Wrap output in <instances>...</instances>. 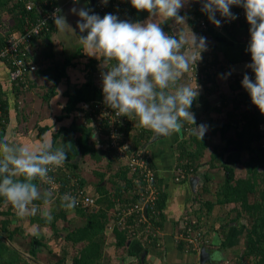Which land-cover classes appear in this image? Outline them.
Segmentation results:
<instances>
[{
	"label": "crops",
	"instance_id": "obj_1",
	"mask_svg": "<svg viewBox=\"0 0 264 264\" xmlns=\"http://www.w3.org/2000/svg\"><path fill=\"white\" fill-rule=\"evenodd\" d=\"M56 1L59 3L65 2V0ZM128 3L132 11L131 15L133 14L129 22L143 24L149 19V13H145L143 10L137 11L132 7L130 0ZM195 4L194 0H190L189 4L180 10V15L186 16L185 24L169 20L168 28L171 35L179 36L183 33L185 37L190 38V30L197 37L206 38L207 50L201 53L202 59L197 61L196 64L201 63V65H204L214 59L215 56L222 62L228 63V67L233 63L246 61L244 56L250 55L246 51L250 39L247 36L248 34L244 33L240 38H233L229 30L224 29L222 26L217 27L211 21H209L210 29L203 31L202 27L197 23L200 19H197L192 13ZM7 6L0 7V34L4 33L3 28L6 26L13 27L11 32L21 30V28L15 27V14ZM63 6L67 7L62 9ZM63 6L60 8L58 15L64 17L68 26L60 30L52 22L49 25V29L43 32L28 47V58L36 64V70L28 73V83L25 87L15 89L8 77L9 65L0 60V97L7 101L5 105L6 114H4L3 110L4 121L0 140H7L10 143L21 145H35L43 140H50L55 147H63L68 160L74 161L76 164L77 168L75 167L72 171L78 175L80 174V176L81 173L84 174V186L87 192L96 197V204L88 206L86 209L96 210L100 208L110 214L115 205L109 209L105 203L104 205L98 202L100 198L102 202L103 197H105V193L100 187L106 184L105 179L101 180L99 172L106 169V172L109 173L108 160L105 155H102L99 160L95 161L91 153L86 152L83 154L77 143V137L83 135L89 137V140H96L94 143L96 149H103L101 144L105 135L103 127L95 117L89 115V118H86L85 116L89 109L97 105L96 103L104 104L103 93L97 89L95 75L103 64L102 58L97 59L84 52L80 43V37L83 35L77 27V21L81 19L77 12L82 8L87 9L90 3L89 0H77L66 2ZM233 6L243 9L240 6ZM152 19L156 18L152 17ZM2 22L5 23L4 26ZM188 50L189 48L186 46L185 51ZM93 62H95V68H91ZM213 72L215 73L213 79L206 83L192 78L189 72L185 73L183 78L178 81V84L191 85L194 84L195 80L200 86L199 95L189 109L195 116L196 125H207L205 135L209 138L207 139L209 143L205 148L204 155L201 156L199 168L195 173L189 174L183 181L174 180L172 173L177 163L181 161L180 159L178 160V153L173 147L174 143L180 139L179 132L163 136L155 142L146 145L155 165L158 185L167 193L163 208L165 215L164 225L161 228H157L158 236L155 245H149L145 240L133 235L126 240V247L116 246L112 229L105 227L106 237L103 250L105 258L108 259L105 264H200L199 251L203 245L211 251L210 261L206 264H217L242 253L246 247L245 227H248L249 221L252 219L250 214L253 208L243 207L241 210L238 202H215L209 211L204 206L203 212L199 217V226L202 228L199 229L203 232L201 239L195 245L189 240L182 239L186 241L184 246L179 247L178 245L180 237L177 235L183 226L184 230L181 231L182 233L189 231L191 234L196 230L194 226L196 220L192 212L182 220L183 214L189 210L188 208L186 209L189 196L198 192L199 188L204 183H207L208 189L203 190L201 197L215 200L218 189L230 178L229 170L222 165L220 160L213 158L211 154L212 147L215 144L220 146V143L225 142L223 139L234 136L241 125L239 121V124L235 127V115L231 114V112L237 113L239 108L234 107V103L228 100L226 94L231 92L230 83L227 80L230 82L234 78L230 75L238 76L244 74L231 73L225 77L224 74L226 73L221 72L216 67L213 68ZM227 73H229V70ZM252 107L255 108L256 106L253 104ZM240 109L246 110L247 105L243 103ZM133 122L131 125L138 123L135 118H133ZM225 123H233L234 125L229 126L222 133L220 127ZM261 126L264 127V122ZM194 127L195 125L186 123V136ZM146 131L151 134V130L146 129ZM231 145H229L230 150L223 154L222 162L233 168L234 179L232 182H234L236 178L246 177V174L248 176L245 160L249 159L250 155L248 151H238L235 146L231 147ZM79 153L80 155H78ZM240 163L245 164V169L243 167L237 169L239 168L237 164ZM90 165L95 166V168L91 169ZM87 168H89L88 171H86ZM200 171L202 173L205 172L201 176L203 182L198 183L197 189L194 191L189 183V177ZM34 183L39 186L41 194L47 192L39 180L34 181ZM57 201L51 197V200L40 203L41 215L46 210L51 211L52 204H56ZM57 204L61 207L59 201ZM4 207L5 201L0 203V209ZM65 210L67 214L61 219L62 224L58 230V235L62 239H64L68 230L71 231L86 221V217L78 214L76 208ZM237 215H239V219H236ZM112 221H109L108 225ZM13 223H16V220ZM187 224L191 225L193 230L186 229ZM29 225L36 226L40 235L42 232H47V229L50 228L45 225L40 228L36 224ZM44 227H47V229H44ZM31 231V228L25 229V236L23 234H14L9 239V243L13 244L15 249L25 257V254L28 253L27 247H29L32 236ZM50 231L52 232L51 228ZM0 235L6 236L7 234L0 231ZM206 238L207 241H204ZM128 247L131 250L130 252H128ZM74 251L70 249V252L66 254L63 260L59 254L51 255L46 251L42 255L43 260H38V263L55 264L57 261L60 264H73L72 255ZM49 255L52 256V259L58 255L59 257L53 261H46L44 258Z\"/></svg>",
	"mask_w": 264,
	"mask_h": 264
},
{
	"label": "clouds",
	"instance_id": "obj_2",
	"mask_svg": "<svg viewBox=\"0 0 264 264\" xmlns=\"http://www.w3.org/2000/svg\"><path fill=\"white\" fill-rule=\"evenodd\" d=\"M106 4L107 0H103ZM190 0H130L137 11H147L149 19L141 24L119 20L114 14L102 18L90 9L82 8L77 14L81 18L77 27L87 34L80 37L84 52L102 58L103 65L111 64L102 75L104 103L115 111L118 117H133L142 128L157 135H171L179 132L185 122L195 125L193 134L200 140L207 131V125H196L194 114L189 110L199 95V85L178 84L185 73L202 59L207 50L206 38L191 33L190 38L183 33L179 36L167 34L162 24L169 20L185 24L186 16L180 10ZM201 11L217 27L221 20L218 12L226 20H235L231 6L245 10L250 39L247 52L251 63L245 67L254 73V79L247 73L241 80L252 104L264 114V0H200ZM76 12L75 9H73ZM155 17L156 19H152ZM56 27L63 30L66 21L63 16L54 18ZM188 46L189 50L185 51ZM115 63H112V62ZM224 74L225 77L230 75ZM63 147L54 148L50 140L35 145L15 144L0 140V196L4 197L16 210L19 218L36 215L37 200L47 202L51 191L41 195L36 180L47 182L49 172L60 168L66 161ZM62 206L73 209L76 198L65 194ZM68 202L65 204L64 201ZM51 222V211L42 213ZM32 235H38L33 228Z\"/></svg>",
	"mask_w": 264,
	"mask_h": 264
},
{
	"label": "trees",
	"instance_id": "obj_3",
	"mask_svg": "<svg viewBox=\"0 0 264 264\" xmlns=\"http://www.w3.org/2000/svg\"><path fill=\"white\" fill-rule=\"evenodd\" d=\"M128 1L129 0H126L124 3V5H126V8L124 7V5L120 6V8L123 12H128L130 14V17H121L119 18V20L130 21L133 17V14L131 15L132 11L129 7ZM8 2L10 1L0 0V7L7 6ZM7 7H9L15 14V27L21 28V30L24 27V15L34 14V9L27 10L25 8L23 0L15 2L11 1ZM88 7L89 6H87V8ZM231 8L234 9V12L240 9L234 6H231ZM144 12L148 13L147 11ZM192 13L193 16H195L197 19L204 18L207 22V27L202 28L203 31H207L208 29H210V20L208 19L207 14L202 12L196 4L194 5ZM220 20L221 26L224 27V29L229 30V33L233 38H240L241 35L244 33L248 34L247 36L250 37V25L248 24V22H246L245 13L242 17H239L235 20H231L230 22L224 21L223 19ZM168 22L162 24L161 27L165 32L171 35L168 28ZM2 23L4 26L5 23ZM197 23L199 25V20ZM12 28L7 26L3 28L4 33L0 34V47L4 44L5 36L11 32ZM249 58H251L250 55L244 56V59L246 60ZM112 63L115 62L113 61ZM95 67V62H93L91 68ZM198 67L206 73L205 78L202 80L203 83H206L207 81H211L213 79V75L215 74L213 72V68L216 67L224 73H227V71L229 70L228 63L222 62L216 56L214 57V59L210 60V62L204 65H201V63L198 64ZM230 76H233L234 78L230 82L227 80V82L230 83L229 88L231 92H229V94H226V96L229 101H232L234 103L235 108H239V111L237 113L231 112V114L235 115V127H237L239 121L241 122V125L240 128L236 130V134L234 136L228 137L227 139H223L225 142L220 143V146L215 144L212 147L211 152L213 158L220 160L222 165L225 166L227 170H229L230 178L227 179L224 185H222L218 189L217 197L215 200H210L201 197L202 192H204L203 190L208 189L207 183H204L203 186L199 188L198 192L192 193V195L189 196V198L187 199L189 200L187 202V206L185 205L186 209L188 208L189 210L183 214L182 220L185 219L186 215H189L192 212L196 220L194 226L195 229L198 230L200 227L199 217L203 212L204 206H206V210L209 211L211 210V207L215 204V202H238L240 209L243 207L249 209L253 208L250 214L252 219L249 221L248 227H245L247 245L244 248L243 252L233 256L229 260H224L223 262H219L217 264H237V262H245L247 264H264V131L262 130L264 129V127H260L261 124L264 122V114H261L257 107H252L253 104H251L252 102L250 100L248 92L243 87H240V82L243 78V75L235 76L234 74H232ZM16 88L18 87H15V89ZM232 92H235L234 96H231ZM6 102V99L0 97V107L2 110V115L3 110L4 114H6ZM243 103L247 105L246 110L240 109ZM89 115L91 116V113L87 111L85 113L86 118H89ZM3 121L0 122V139L2 138L1 131L3 129ZM98 123L103 127L104 132H107L108 127L106 123L101 119L98 120ZM186 123L187 122L184 123L183 128L179 131L180 139L173 145L174 150L178 153V160H181L177 163L176 166L181 165L186 168L185 171H187V174H185L180 181L185 180L189 174L196 172L200 165L199 161L201 160V156L204 155L205 148L208 146L209 143V141L207 140L209 138L206 135H204L203 139L200 140L197 135L193 134L192 130H190L188 136H186ZM232 125L234 124L225 123L221 125L220 131L223 133L228 129L229 126ZM125 128L128 131H131L130 143L134 148L145 146L147 144L150 132L146 131V128L140 127L138 123L131 126H129V124L127 123ZM95 141L96 140H89V137L83 135H79L77 137L79 149L82 151L83 154L86 152L91 153V155L95 158V161L99 160L102 155H105L108 160L107 167L110 168L109 173L106 172V169L104 171L99 172L101 180L105 179L106 184L105 186L103 185L100 187L103 193H105V197H103L102 202L101 198L98 202L102 204L105 203L109 207V209L112 208L116 203L122 204L123 206L134 203L137 195L136 186L132 181L134 173H131L123 164H118L116 157H112V155H117L115 154L113 148L96 149L94 146ZM230 144H232V147L235 146L238 151H248L250 155L249 159L245 160L246 162L244 161L245 163H247L246 171L248 172V176L246 174V177L236 178L234 182H232V180L234 179V174L232 170L233 168L222 162V156L226 151L230 150ZM53 147L57 148L54 144ZM151 165L155 169V165L152 159ZM75 167L76 164L74 163V161L68 160L67 156L64 165L60 168L62 169V172L60 171L59 175L65 177L63 170L69 169L70 172H72V169H74ZM93 168H95V166L91 167V169ZM172 174L174 178V172ZM84 182V175L81 174V183L85 184ZM159 189V195L155 200L153 208L151 209L150 207H148L146 210L147 220L141 221L138 219V213H132L127 218L123 226L113 223L114 225L112 228V234L114 235V243L116 244V246L126 247V240L133 235H136L138 236V238L145 240V242L149 245H155L158 236L157 228H161L164 225L165 215L163 212V208L165 206L167 198V193L162 190L160 186ZM41 195L43 196L44 194ZM3 201H5V207L0 209V231L2 233H6L7 235H0V264H32L29 258L27 259V257L21 255V253H19L15 249L13 244L11 245L9 243V239L14 234H23V236H25V223L36 224L39 228L42 225L48 226L51 228L52 233L56 235L58 234V230L60 229V227L58 226V222L59 220L64 218V216L67 214V211L65 209H62L63 207H60L57 204L58 201L56 202V204H52V220L49 223L45 220L43 215H41L39 209V204L43 203V200H37L34 201V203L38 205L36 215L27 216L21 219L17 216L15 208L4 197L0 196V203ZM90 209L91 208L86 209L83 207L76 208L78 214L86 217V221L81 225L77 226L75 229L71 231L68 230L64 236L63 243H61L60 245H57V243L49 244L48 242H46V240L44 241L43 239L46 238L45 232H42L40 236L32 235L30 238L31 245L32 243H35L41 246H46L49 254H59L62 260L72 248L73 250H75L72 255L73 264L107 263L108 259L105 258V252L103 250L104 241L106 237L105 227H107L109 221H114V215L112 213L107 214V211L100 208L96 210ZM236 219H239V215L236 216ZM15 220L16 223H13L15 222ZM188 227L193 230L191 225H186V229L189 230ZM182 230H184V226L182 227L181 231ZM181 231L177 235L180 237L178 238L181 241H178L179 247L184 246V243L186 242L185 236L191 235L189 231H183L184 233H182ZM130 251L131 250H129L128 247V252ZM51 255L44 259L46 261H52ZM33 258H35L36 260H43V256L41 255H35V257ZM55 264L60 263H57L56 261Z\"/></svg>",
	"mask_w": 264,
	"mask_h": 264
},
{
	"label": "built area",
	"instance_id": "obj_4",
	"mask_svg": "<svg viewBox=\"0 0 264 264\" xmlns=\"http://www.w3.org/2000/svg\"><path fill=\"white\" fill-rule=\"evenodd\" d=\"M19 1V0H14ZM25 8L34 9V14L24 15V27L22 30L17 32H10L5 36V42L0 47V60L6 62L9 65L8 77L14 87L22 89L28 83V73L36 70V64L28 58V47L35 41L40 35L49 29V25L54 22V18L58 15L60 8L66 2H74L77 0H65L63 3H59L53 0H23ZM126 0H107L105 4L103 0H94L93 7H88L90 9V14H98L101 18L108 13L114 14L119 18L130 17L128 12H123L120 6L124 5ZM126 8V5H124ZM232 13H234L237 18L244 15V10L239 9L234 12L231 8ZM217 19L225 18L221 17L220 14L216 13ZM236 18V19H237ZM199 25L202 28L207 27V22L205 19L199 20ZM87 30L82 32V35H86ZM247 64L251 63V58L246 60ZM111 65H103L96 71L97 89L102 92V75L107 69H110ZM189 74L192 78L196 80H203L206 76L205 71L198 67V64L189 69ZM246 73L250 78L254 79V73L250 68H246ZM241 83V82H240ZM242 87V85L240 86ZM95 105L94 108L89 109L91 116L95 117L97 120H103L108 130L105 132L104 140L101 144L103 148H113L115 154L112 155L113 158L116 157L118 164H123L127 169L134 173L132 181L137 189L136 200L134 203L123 206L122 204L116 203L113 207L111 213L114 215V221L107 227L113 228V223L123 226L127 218L132 213L139 214V220H147V215L144 212V206L147 204V208H153L155 200L159 195V185L158 178L156 176V170L151 165V157L149 151L145 146L134 148L130 143V130L128 131L125 127L127 123L131 126L132 117H118L114 110L109 108L105 103ZM92 111V112H91ZM3 115L0 107V122H2ZM263 128V126H260ZM264 143V139H263ZM61 168V167H60ZM54 168L49 172V180L47 182L40 183L43 184L47 191H51V197L53 200H58L59 204L62 206L61 198L68 194L69 196L75 197L77 204L74 208L92 206L96 204V197L87 192L83 183H81V176L70 172L69 169L63 170L65 177L59 175L62 169ZM181 165H178L174 169V179L180 181L187 171H185ZM68 201L65 200L66 204ZM63 207V206H62ZM66 209L65 207H63ZM200 228V227H199ZM189 230L191 228L189 227ZM203 232L200 229L195 230L191 235L185 236L186 240H189L192 244H196L202 237ZM207 241V238L204 239ZM237 264H247L245 262H237Z\"/></svg>",
	"mask_w": 264,
	"mask_h": 264
},
{
	"label": "water",
	"instance_id": "obj_5",
	"mask_svg": "<svg viewBox=\"0 0 264 264\" xmlns=\"http://www.w3.org/2000/svg\"><path fill=\"white\" fill-rule=\"evenodd\" d=\"M194 2L201 9L202 5L200 3V0H194ZM89 3H90V7H93L94 0H89ZM246 65H247L246 61H240L238 63H233V64L229 65V72L231 71V73H244L246 68H247V67H245ZM163 136H167V135H157L151 131V134L148 138L147 144H151V143L155 142L156 140L162 138ZM78 155H80V153ZM202 175H203V173L200 172V173H196L194 175H191L189 177V183H190V185L194 191H196V189H197L196 188L197 184L201 182L200 179H201ZM146 210H147V204H145V206H144L145 213H146ZM210 254H211L210 249H208V247L203 245L199 251V263L200 264L208 263L210 261V258H209Z\"/></svg>",
	"mask_w": 264,
	"mask_h": 264
},
{
	"label": "rangeland",
	"instance_id": "obj_6",
	"mask_svg": "<svg viewBox=\"0 0 264 264\" xmlns=\"http://www.w3.org/2000/svg\"><path fill=\"white\" fill-rule=\"evenodd\" d=\"M8 5L10 4V2H8L7 3ZM69 6H71V5H69ZM67 6H63L62 7V9H64V8H66ZM7 8V7H6ZM237 94V93H236ZM235 95V92H232V95L231 96H234ZM130 123H134L133 122V117L131 118V121H130ZM263 131H264V129H262ZM232 147V146H231ZM200 162V161H199ZM238 165V167L239 168H237V169H241L242 167H243V169H245V164H243V163H240V164H237ZM91 167H93L92 165H90V168ZM88 169L89 168H87L86 169V171H88ZM244 171V170H243ZM201 172V171H200ZM200 172H198V173H200ZM238 172H240V171H238ZM202 173V172H201ZM205 172H203V174H204ZM82 175H84L83 173H81ZM200 181H202L203 182V180H202V177H201V179H200ZM105 184V183H104ZM48 200H51V197L48 199ZM25 222V221H24ZM61 224H62V220H59V222H58V226L59 227H61ZM25 229H33V228H36V229H38L36 226L34 227V225H32V226H30L29 224H25ZM44 229H47V227H44ZM38 231H39V229H38ZM63 231V230H62ZM46 233V238L45 239H43L44 241L46 240V242H48L49 244H55V243H57V245H60L61 243H63V239L62 238H60L59 237V235L58 234H54V233H52L51 231H50V228H48L47 229V232H45ZM38 235H40V232H39V234ZM29 238H30V236H29ZM46 247V246H45ZM72 249V248H71ZM57 257H59V255L58 256H56L55 258H53L52 259V261L54 260V259H56ZM32 264H35L34 262H32Z\"/></svg>",
	"mask_w": 264,
	"mask_h": 264
},
{
	"label": "flooded vegetation",
	"instance_id": "obj_7",
	"mask_svg": "<svg viewBox=\"0 0 264 264\" xmlns=\"http://www.w3.org/2000/svg\"><path fill=\"white\" fill-rule=\"evenodd\" d=\"M28 248V253H26V257L27 259L29 258L30 261L34 262L35 264H39L38 260H36L35 258V255H43V253H45L47 251V248L45 246H41V245H38V244H35V243H32L31 245V241H30V244H29V247ZM34 252V253H33Z\"/></svg>",
	"mask_w": 264,
	"mask_h": 264
}]
</instances>
